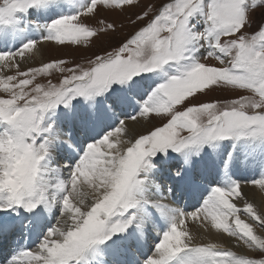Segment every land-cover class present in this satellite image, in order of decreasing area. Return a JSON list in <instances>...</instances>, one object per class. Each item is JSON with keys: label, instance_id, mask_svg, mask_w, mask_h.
<instances>
[{"label": "snow or ice", "instance_id": "1", "mask_svg": "<svg viewBox=\"0 0 264 264\" xmlns=\"http://www.w3.org/2000/svg\"><path fill=\"white\" fill-rule=\"evenodd\" d=\"M138 4L72 0V14H64L66 0H0V67L17 72L0 77L8 94L0 98V212L20 218L0 220V237L17 227L36 236L37 250L19 253L23 264H264V238L240 214L262 227L264 215L233 202L245 198L233 179L237 163L264 168V11L253 20L264 0H165L155 14L144 5L132 23H147L88 67L54 59L19 71L17 61L37 45L23 42L30 33L43 29L45 40L79 45L117 31L114 22L91 28L81 16ZM250 24L252 34L244 31ZM201 49L221 66L201 62ZM55 71L57 82H36ZM218 87L252 95L200 100ZM129 110L167 122L121 149L128 132L121 117L137 121ZM81 134L89 136L86 146ZM212 174L222 186L211 187L191 219L203 217L205 227L260 251L259 258L195 244L182 228L189 214L164 203L174 193L166 175L194 191ZM254 183L264 189V179ZM145 249L153 254L142 260Z\"/></svg>", "mask_w": 264, "mask_h": 264}, {"label": "rangeland", "instance_id": "2", "mask_svg": "<svg viewBox=\"0 0 264 264\" xmlns=\"http://www.w3.org/2000/svg\"><path fill=\"white\" fill-rule=\"evenodd\" d=\"M87 2H88V0H87ZM164 2H165V0H139L138 6H134V7H127L126 6L123 9H116V10H109V9H105L103 7H100L95 12V14H88L87 16H81L80 21L85 23L87 26H89L91 28L101 29L104 27V25L106 23H113L114 22L117 26V31L115 33H110L107 35H101V36H99V38H90L88 41H82L79 45L67 43L66 45L62 46V45L57 44L55 41H48L47 43L45 41H41L40 44H42V45L44 44L43 50H41V52L44 54V55H42V59L40 60V59H36L34 57L35 52L39 51L38 46L36 47L35 50H32L31 52H25V55H28L31 59L33 58L35 60L32 61L30 64L31 66L29 65L27 68H22V67L20 68L19 67V71L22 72V71H25L26 69L31 68V67H38V66H40L44 63H47L51 60H54V59H62V60L67 61V64L65 65V67H72V66L77 65V64H79L83 67H88L89 66V64H88L89 60L94 59L96 54L102 55L105 51H109V52L112 51L113 49L118 47L122 41H124L131 34H133L136 30H138V28L141 26L142 23H147V21L137 22L136 24L132 23V21L135 19L136 14H139L143 10L144 5H152L153 8H151L150 11L153 14H155V8L159 7ZM262 11H264V9H257L256 12L253 13V20L256 21L257 23H259L260 20L262 19V17H261ZM244 31L248 32L249 34H252L255 31V29L250 24ZM225 39H227V38H225ZM202 52L203 53L200 55L202 62L209 64V65H214L217 67L221 66L219 64V61H217L214 56L207 57L205 59L207 53H206V51H202ZM16 74H17L16 69L14 70L12 68L6 69L3 67H0V77H6L8 75H16ZM60 78H62V74L59 73L58 71H55L53 73V75H51V76H38L36 82L47 83V81L49 79H51L53 81V83H55ZM250 95H252L251 92H248L246 90L230 89V88H226V87H218L214 91L210 92L208 95L201 96L200 100H203V101L218 100L221 102V104H223L225 101L230 102L231 99L239 98L241 96H250ZM0 98H8V94L3 91L2 87H0ZM186 104H187V102H186ZM177 107L180 108L181 106H177ZM249 111H251V110H249ZM136 113L138 114V112H133L132 114L136 116ZM121 119H123L124 122L125 121L134 122V121L130 120L127 116H122ZM143 119L145 121H147L148 124L146 127L142 126L141 132L143 131L144 133H142L140 135L148 134L150 131L154 130L156 127H161L167 122V119H160L159 117H156V116L143 117ZM181 135L187 136L188 133H187V131H184L181 133ZM128 136H129V139L131 140L132 137H138L139 135L133 134V136L132 135L126 136V135H124V133H123V135L121 134L120 137H124V140L120 138L123 141V143L120 144L121 145L120 148L126 149V146H128V141H129V139L127 138ZM226 143L228 144V142H226ZM226 147H225V150H228V148H226ZM173 155L175 156L176 154L173 153ZM61 163L71 164V163H73V160L72 159H64L61 161ZM199 165L201 166V163L200 164L196 163L195 167H197ZM53 166H55V165H53ZM263 174H260V175L255 174V175L247 176V177H238L235 175L234 179L240 181L241 185H243V186L249 185L250 188H252L253 190H256V189H261V188L259 187V184L254 183V181L264 179ZM163 180L166 181L168 184L169 183H171V184L177 183L179 185L178 181L174 182L169 176L164 177ZM216 184L217 183H213V182L210 184H205V182H202V179H201L199 185H200V188L202 187L201 188L202 191H199L200 192L199 196H194L196 194V192H194L193 190H181L179 187H175L174 193L170 194L168 199L166 201H164V203L168 204L170 207H173V206H171L170 202L173 203L175 208H179L181 211L188 213L189 214L188 219L190 220L191 219L190 213L193 211H197L200 207H202V204H203L202 200L205 199V197H204L205 194L207 193V196H208V192L210 193L209 190L211 189V187L213 185L216 186ZM218 184H220L222 186V180L219 181ZM205 185L206 186L208 185L209 187L207 186V188H206ZM261 190L263 191L262 193L264 196V189H261ZM193 192H194V194H193ZM248 193H250V192H247V194ZM246 197H248V196H246ZM251 199H253V197ZM233 201H234V203H235V201L240 203L242 208L245 207V203L241 202L242 199H240V200L235 199ZM258 204H259V206H257V208H256V206L253 205L255 210L257 211V213L259 212L258 214L264 215L263 213H260V211L262 212V210H263L262 201L259 200ZM13 214H15V212H13ZM2 215H4L3 212H0V216H2ZM240 215H241V219L252 224L254 232L257 235L264 238V227L253 222V220L249 216H247L245 213L241 212ZM8 216H11V215H8ZM201 218H203V217H201ZM188 219L186 220V223L183 226L187 225V222H189ZM202 231L207 232V229H204ZM224 235L227 236V234H224ZM11 237H14V236L11 235ZM30 238H34L35 243H36V245L31 247L30 251H33V250L36 251L39 241L37 240L36 236L33 234H31ZM224 238L230 239L229 236L228 237L224 236ZM203 242L208 243L206 241H203ZM238 243L240 245L241 244L244 245L241 242H238ZM218 247H220L222 249H227V250L229 249V248H225L224 246H218ZM13 249H14V246H13ZM246 250L250 251V248H246ZM137 254L139 255V253H137ZM142 254L144 255L141 257V259L143 260L144 258H146L147 254L150 255L153 253H149V252H147V249H145V252ZM260 256H261V252L256 250L254 253V257H248V258H259Z\"/></svg>", "mask_w": 264, "mask_h": 264}, {"label": "bare ground", "instance_id": "3", "mask_svg": "<svg viewBox=\"0 0 264 264\" xmlns=\"http://www.w3.org/2000/svg\"><path fill=\"white\" fill-rule=\"evenodd\" d=\"M80 3H85L87 2V0H79ZM72 7V0H66V7L63 9V13L64 14H72L73 10L71 9ZM50 22V21H49ZM45 23V21H41V24ZM46 33L43 31V29L39 30V31H35V32H32L29 34V36L25 39V41L23 42H26L27 39H33V40H37V44L36 47L38 46V50L39 51H36L35 52V58L36 59H42V55H44L41 50H43V47H44V44H40L41 41H45L46 43L48 42V40H45L43 39V35H45ZM19 41H15L13 43H10L7 45V50L9 51H14L18 46H19ZM36 48H34L33 50H35ZM0 50H4V46L3 45H0ZM202 51H205L204 49H201V53L200 55L203 53ZM35 59H31L28 55H24V58L22 60H18L17 62L19 63V67L21 68H27L32 61H34ZM202 62V61H201ZM3 62H0V65H2ZM31 66V65H30ZM15 70V68H12ZM131 113L132 110H129ZM136 117H137V121L136 122H131V121H125V124L126 126L128 127V132L127 133H124V135H140L142 133H144L143 131L141 132L142 130V126H147L148 122L145 121L143 119V117H140L139 116V113L137 114L136 113ZM126 120V119H125ZM123 135V133H122ZM121 139L124 140V137H120ZM129 139V136L127 137ZM126 138V139H127ZM79 139L81 140V142L85 143V146H86V143L87 142H90L89 140V136L87 134H81L79 136ZM130 140V139H129ZM228 145L226 142L224 143V147ZM121 146V145H120ZM227 148V147H226ZM122 149V148H121ZM207 159V158H206ZM179 163V161H176V163ZM177 163V164H178ZM197 164H200L202 163L201 161H197L196 162ZM68 163H65L64 165H67ZM196 166V165H195ZM199 166H197L196 168H199ZM264 173V168H259L255 165H252L251 167H245L242 163H237L235 169H234V176H238V177H247V176H252V175H260V174H263ZM264 175V174H263ZM67 176V173H65V177ZM234 176H233V179H234ZM165 177H168L167 175ZM219 177L216 176L215 174H212V175H208L206 177H204L202 179V182H205V184H210V183H219ZM170 185H172L174 187V191H175V187H178V184L177 183H169ZM214 186V185H213ZM202 188V187H201ZM200 188V185L198 187L197 190H194V192H196V194L194 196H199L200 195V192L199 191H202ZM247 190V191H246ZM241 191L242 193L244 194V199H242L241 202H244L245 204L246 203H252L254 206H259V200L262 201L263 203V210L262 212L260 211V213H263L264 214V196H263V191L261 189H256V190H253L252 188L249 187V185H241ZM193 192V194H194ZM247 192H250L247 194ZM248 196V197H246ZM253 197V199H251ZM204 198V197H203ZM205 199H207V197H205ZM233 200H235L233 198ZM240 200V199H239ZM245 200V201H244ZM234 202V201H233ZM235 203L237 204V206L239 208H242L241 204L238 203L237 201H235ZM171 206L174 207V204L171 203ZM183 205V204H182ZM181 205V206H182ZM191 205V204H190ZM192 206V205H191ZM13 213V212H12ZM259 213V212H258ZM4 215L0 216V220H3V221H6V222H14V223H19V220L20 218L15 214H11V212H3ZM8 215H11V216H8ZM51 219V217H50ZM57 219H62L61 217H57ZM189 222H187V225L186 226H182V228H187L190 233L193 235L194 237V240L193 242L195 244H215L217 246H224L225 248H229L228 250H231V251H234L236 252L238 255H243V256H246V257H254V253H255V249H250V251H247L246 248L247 245H240L237 240L233 237H230V239L228 238H224L225 237H228L224 234L226 233H223L222 230H216L214 228H211V227H205L204 225L206 223H208L207 221H205L203 218L199 219V220H189ZM53 226H56L55 225V221H53ZM204 229H207V232H204L202 230ZM16 231H17V234L19 235L18 238H15L14 237V241H13V246H14V249L13 250H10L8 247H9V243L11 242V240H6L5 238L7 237H1V239L3 238L4 240L1 241L2 242V245L0 246V256L2 258H4L6 264H9V261L12 259V258H16L20 261V264H23V260L24 258L22 256L19 255V253L23 252V251H29L30 250V246H31V243L32 241L29 240V238L27 237L28 235H30L27 231L17 227L16 228ZM153 235H156V231L154 230L153 231ZM9 241V243H7ZM203 241H206L208 243H205ZM145 243H148V238L147 236L145 237V240H144ZM242 243V242H241ZM34 251V250H33ZM7 252L8 257H3L4 253Z\"/></svg>", "mask_w": 264, "mask_h": 264}]
</instances>
